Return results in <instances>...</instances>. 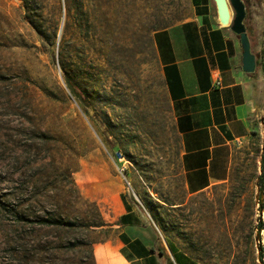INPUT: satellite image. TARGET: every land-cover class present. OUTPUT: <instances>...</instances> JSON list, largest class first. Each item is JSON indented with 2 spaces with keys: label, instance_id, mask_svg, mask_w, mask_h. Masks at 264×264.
I'll return each instance as SVG.
<instances>
[{
  "label": "rangeland",
  "instance_id": "rangeland-1",
  "mask_svg": "<svg viewBox=\"0 0 264 264\" xmlns=\"http://www.w3.org/2000/svg\"><path fill=\"white\" fill-rule=\"evenodd\" d=\"M243 1L264 70V0ZM192 6L0 0V264H96L125 205L196 261L262 264L264 130L227 182L185 188L153 37Z\"/></svg>",
  "mask_w": 264,
  "mask_h": 264
},
{
  "label": "crops",
  "instance_id": "crops-1",
  "mask_svg": "<svg viewBox=\"0 0 264 264\" xmlns=\"http://www.w3.org/2000/svg\"><path fill=\"white\" fill-rule=\"evenodd\" d=\"M192 4L190 17L157 30L153 41L180 136L185 188L198 195L227 182L238 143L264 130V70L258 58L256 71L243 69L240 36L219 24L213 0ZM115 227L94 244L96 264H208L134 208L125 207Z\"/></svg>",
  "mask_w": 264,
  "mask_h": 264
},
{
  "label": "water",
  "instance_id": "water-1",
  "mask_svg": "<svg viewBox=\"0 0 264 264\" xmlns=\"http://www.w3.org/2000/svg\"><path fill=\"white\" fill-rule=\"evenodd\" d=\"M217 8L218 22L230 26L240 36L243 47L242 65L246 72L257 69V56L252 52L251 40L245 24L247 8L243 0H213Z\"/></svg>",
  "mask_w": 264,
  "mask_h": 264
},
{
  "label": "trees",
  "instance_id": "trees-1",
  "mask_svg": "<svg viewBox=\"0 0 264 264\" xmlns=\"http://www.w3.org/2000/svg\"><path fill=\"white\" fill-rule=\"evenodd\" d=\"M261 162H262V165H261V168H262V173L259 175V187H260V190L261 192L263 193L264 192V154L262 155V159H261ZM125 207L127 209H132V207L128 206V205H125ZM259 228L260 230L264 229V223L263 221L261 220L260 221V224H259ZM261 260H262V264H264V249L263 247H261Z\"/></svg>",
  "mask_w": 264,
  "mask_h": 264
},
{
  "label": "flooded vegetation",
  "instance_id": "flooded-vegetation-1",
  "mask_svg": "<svg viewBox=\"0 0 264 264\" xmlns=\"http://www.w3.org/2000/svg\"><path fill=\"white\" fill-rule=\"evenodd\" d=\"M256 56H257V54H256ZM257 58H258V60H259V62H260V59H259L258 56H257ZM262 60H263V62H262V66L264 67V50L262 51Z\"/></svg>",
  "mask_w": 264,
  "mask_h": 264
},
{
  "label": "built area",
  "instance_id": "built-area-1",
  "mask_svg": "<svg viewBox=\"0 0 264 264\" xmlns=\"http://www.w3.org/2000/svg\"><path fill=\"white\" fill-rule=\"evenodd\" d=\"M218 83H219V81H218Z\"/></svg>",
  "mask_w": 264,
  "mask_h": 264
}]
</instances>
